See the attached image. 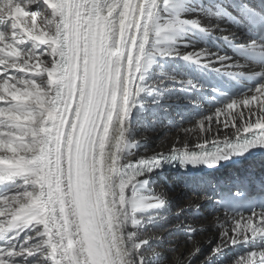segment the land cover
I'll return each mask as SVG.
<instances>
[{
  "label": "snow or ice",
  "instance_id": "6c2138e0",
  "mask_svg": "<svg viewBox=\"0 0 264 264\" xmlns=\"http://www.w3.org/2000/svg\"><path fill=\"white\" fill-rule=\"evenodd\" d=\"M162 127L166 150L142 144ZM247 155L264 156V0H0V264H192L205 204L219 238L203 264L241 246L230 264H264L247 184H186L174 215L191 218L171 225L153 186Z\"/></svg>",
  "mask_w": 264,
  "mask_h": 264
},
{
  "label": "bare ground",
  "instance_id": "6f19581e",
  "mask_svg": "<svg viewBox=\"0 0 264 264\" xmlns=\"http://www.w3.org/2000/svg\"><path fill=\"white\" fill-rule=\"evenodd\" d=\"M212 107L213 105L211 103L205 105L204 112L209 113ZM238 110L239 109L233 110V114ZM171 115L175 122H183L184 127H193V123L190 122V116L192 115L190 110H186L183 107L176 108L174 105ZM220 119L223 120V116H221ZM237 123H239V121H237ZM229 131L234 130L229 129ZM213 134H215V132ZM152 135L154 136L153 138H151ZM176 135L177 133L174 128L162 127L157 133L150 134L148 140H142L141 142L145 144L148 149L156 150V147L161 146L162 143L163 146L167 147L168 144L172 143ZM180 135L184 136L185 134L181 132ZM199 135L198 132L188 134L190 147L194 146ZM221 138H223L222 135ZM137 139H141L140 135L137 136ZM262 160H264V156L248 155L246 158H233V160L223 163L221 167L215 170L201 168L194 171L182 172L180 169H176L173 171L164 170L154 173L153 177L155 176V178H153V186L157 189L163 188L171 199V210L173 215L169 216L167 223L173 221L171 223L173 224L178 219L191 218V213H184L181 217L174 215L177 208L190 202L191 199H194L184 194L183 189L186 184L191 186V190L198 191L200 190L199 184L202 180L213 178L220 182H228L230 184L244 182L247 184L248 188H251L254 182L260 184L261 178L264 177V167H262L260 163ZM201 214L203 218L197 217V222L202 225L205 230L203 233H197V239L200 241L201 249L200 253L196 257H193L192 264H203V260L210 255L211 250L216 246L219 238V230L216 226L215 218L211 214V205L205 204ZM157 227H161V225ZM173 236L177 237V240L183 243V236H177L173 232H169L164 234V247H167L168 240ZM206 248H208V252L203 254L202 250ZM243 251V246L235 249L229 248L222 256L213 257L212 264H230L232 257Z\"/></svg>",
  "mask_w": 264,
  "mask_h": 264
},
{
  "label": "rangeland",
  "instance_id": "374dc122",
  "mask_svg": "<svg viewBox=\"0 0 264 264\" xmlns=\"http://www.w3.org/2000/svg\"><path fill=\"white\" fill-rule=\"evenodd\" d=\"M153 137H154V136L152 135L151 138H153ZM142 151H143V149H142ZM153 178H155V176H154ZM173 182H174V181H173ZM185 213H186V214H190V213H188V212H185ZM183 214H184V213H183ZM183 214H182V215H183ZM198 218H203L202 214H200V215L198 216ZM172 222H173V221H172ZM172 222H171V223H172ZM171 223H168V224L170 225ZM174 234L177 235V236H182V234H180V233H174ZM169 238H170V237H169ZM179 241H180V240H177L178 243H181V244H182V242H179ZM207 250H208V248L202 250L203 254L207 253V252H208Z\"/></svg>",
  "mask_w": 264,
  "mask_h": 264
}]
</instances>
